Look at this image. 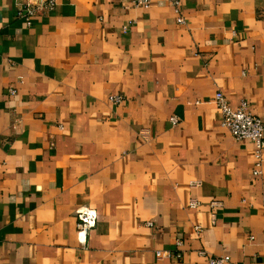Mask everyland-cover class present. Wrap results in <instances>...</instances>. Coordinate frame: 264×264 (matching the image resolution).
I'll return each mask as SVG.
<instances>
[{
    "label": "crops",
    "instance_id": "0c3cea01",
    "mask_svg": "<svg viewBox=\"0 0 264 264\" xmlns=\"http://www.w3.org/2000/svg\"><path fill=\"white\" fill-rule=\"evenodd\" d=\"M21 2L0 0V264H264V163L213 103L264 120V0H180L184 23L57 0L32 25Z\"/></svg>",
    "mask_w": 264,
    "mask_h": 264
},
{
    "label": "built area",
    "instance_id": "2783aa9c",
    "mask_svg": "<svg viewBox=\"0 0 264 264\" xmlns=\"http://www.w3.org/2000/svg\"><path fill=\"white\" fill-rule=\"evenodd\" d=\"M174 6L175 12L178 15V22L184 23L185 19L181 10L180 0H169ZM153 0H127L128 7H150ZM57 6V0H23L19 3L17 15L24 19L29 25H32L33 19L41 14L52 11ZM13 94L15 89H11ZM109 99L117 104H122L125 97L122 94H111ZM213 103L223 113V125L228 127L237 141H252L255 144V159H256V174L262 173L264 163V120L255 115L247 101L241 102L239 105H233L222 91H218L214 97ZM171 122L174 125L180 123L177 116L171 117ZM193 202V205H197ZM78 217V234L82 242L85 243L92 228H94L98 221V212L91 207H82L76 211ZM197 230L201 231L198 227ZM179 246L183 244L178 241ZM171 256L172 254L165 251H157L159 257L164 255ZM181 252L175 256L181 257ZM231 257L229 255L212 256L209 258L210 264H229Z\"/></svg>",
    "mask_w": 264,
    "mask_h": 264
}]
</instances>
